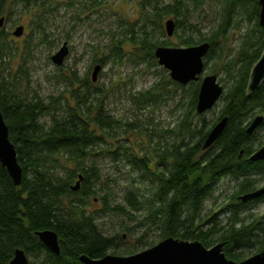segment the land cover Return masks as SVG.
Wrapping results in <instances>:
<instances>
[{"label": "trees", "instance_id": "1", "mask_svg": "<svg viewBox=\"0 0 264 264\" xmlns=\"http://www.w3.org/2000/svg\"><path fill=\"white\" fill-rule=\"evenodd\" d=\"M18 1L26 8L40 6L43 2L14 0ZM11 2L0 0V18H9L13 10L8 12L6 7ZM202 2L172 0L163 5L161 0H142L143 23L140 30L136 32L133 27L128 28V40L135 48V59H149L154 63L157 59L154 55L156 47L172 46L171 42L156 35L158 32L165 35V17L174 19L173 35H177L181 46L206 41L211 44L207 61L217 54L218 39L227 37L230 28L239 26V15L252 24L236 56L222 64L231 81L220 98L223 101L220 114L209 126L201 114L199 125L192 122L199 91V83H193L196 86L188 102L189 110L179 123L181 139L158 144L161 152L159 159L166 165L157 176L155 192L150 198L144 195L140 199L139 194L137 196L130 191L124 200L131 210L139 211L147 207V219H152L158 226L159 241L173 236L200 240L206 247L214 245L213 242L223 243L225 255L240 261L264 250V214L245 221L239 212L255 200L242 202L238 197L258 189L255 183L264 177V160L250 159L257 150L255 144L258 132L264 129V120L255 131L248 132L254 116L259 113L264 116V82L250 94L247 93L251 69L264 50V26L259 23L258 0H223V12L217 28L210 36L200 33L201 37L195 38L194 31L199 29L188 23L187 13L190 5L197 8ZM150 26L152 28L148 29ZM34 27L40 29L42 25L35 21ZM123 41L115 40L112 44L111 53L117 59L123 56ZM12 44L9 32L0 27V109L22 167L21 183L16 185L0 163V264H7L17 248L23 249L28 258L31 255L40 257L38 262L29 259L30 264H82L81 255L100 258L110 254V249L111 254L119 255L114 251L119 237L105 235L88 206L94 196L93 200H102L104 210L125 209L119 204L110 206L107 194L99 195L103 191V188L95 187L99 173L88 158L96 148L107 142L106 138L115 137V129L122 122L109 113L102 98L92 97L90 90L93 84L89 76L79 77L72 70L68 76L70 84L79 88L70 93L74 104H67L58 115L55 112L59 108L57 99L45 103L36 94L30 95L25 85L28 80L25 54L21 55L22 62L15 69H10L15 48ZM25 47L29 53V42ZM94 62L100 63L103 68L106 60L95 59ZM175 84L184 87L176 81ZM160 85L163 81L157 82L153 89L134 96L138 104L155 103L160 95L156 89ZM45 116H49L48 121L42 120ZM223 117L228 118L224 131L210 148L204 150L202 146L208 132ZM125 125L133 127L134 124L127 122ZM171 131L167 130V133ZM197 135L200 137L195 142L186 139ZM131 150L130 146L120 145L111 154L115 159L121 153L130 164L146 169V160ZM79 175H82L80 188L74 191L71 186L75 185ZM228 176L238 180V188L228 196L231 203L223 208L230 213L229 222L220 225L214 222L207 229L197 226L196 217L204 202L213 195L219 182ZM260 200H264V195L256 201ZM47 229L58 235V254L49 250L36 234ZM212 234L217 235L211 239ZM154 244L156 241L150 242L148 247ZM247 249L252 252L244 255L243 251Z\"/></svg>", "mask_w": 264, "mask_h": 264}, {"label": "rangeland", "instance_id": "2", "mask_svg": "<svg viewBox=\"0 0 264 264\" xmlns=\"http://www.w3.org/2000/svg\"><path fill=\"white\" fill-rule=\"evenodd\" d=\"M171 1L161 0V4H168ZM140 2L142 0H43L40 6L31 5L26 8L21 1L12 0L7 4L6 10L13 12L9 18H5L2 26L9 32L12 45L15 47L10 69H15L18 63L22 62L21 55H26L24 66L28 80L25 85L30 95L36 94L45 103L57 99L59 108L55 112L60 115L67 104H74L71 102V90L79 88L70 84L68 77L70 70L76 71L79 77L87 74L93 84L90 90L92 97L102 98L109 113L122 122L121 126L115 129V137L106 138L107 142L96 148L94 154L88 158L99 173L95 185L96 188H103L99 195L107 194L110 206L119 204L125 209L119 211L110 208L105 211L102 200H93L94 196L88 206V210L94 212L101 231L105 235L119 237L117 248L114 249L117 254L120 253L119 255L136 253L146 249L150 242L159 241L158 226L152 219H147L149 214L147 207L139 211L131 210L124 200L130 191L137 196L139 194L140 199H143L144 195L150 198L155 192V176L147 172L148 167L142 170L126 161L121 153L115 159L111 153L120 145L130 146L134 154L146 160V166L150 164L152 172H161L158 155L161 152L158 144L165 143L166 140L181 139L179 123L189 110L188 102L196 86L193 83L199 85L201 83L199 80L185 84L184 87L178 86L170 77L169 71L160 65L157 59L154 63L149 59H135L133 53L135 48L128 40L130 36L128 28L131 26L137 32L142 26ZM222 12L223 0H203L197 8L190 5L187 13L188 23L199 29L194 31V37L199 38L201 34L210 36L217 28ZM169 18L165 17L163 24ZM238 18L239 26L230 28L227 37L218 39L217 54L206 60L205 71L200 77L202 79L205 75L215 74L224 90L227 89L231 78L229 73L222 69V64L236 56L252 25L244 16L239 15ZM35 21H39L42 28L34 27ZM17 25L25 27L23 35L19 37L12 34ZM151 28L150 26L148 29ZM156 35L159 39L171 42L172 46L173 44L181 46L176 34L168 37L166 33L163 35L158 32ZM115 40H124L121 43L123 52L121 59H117L111 53ZM28 42L29 53L24 49ZM64 42L68 43L69 53L64 63L57 66L51 56ZM102 58H105L106 63L98 73L97 80L93 82L94 61ZM159 81H163V85L156 89L160 94L156 102L150 101L143 106L138 104L134 96L153 89ZM222 104L223 101L219 99L212 109L201 114L205 117L207 126L220 114ZM193 114L192 122L197 124L199 114L196 110ZM258 115L260 113L256 116ZM42 120L48 121L49 116L43 117ZM127 122L133 123V127L125 125ZM167 130L172 131L167 133ZM199 137L200 135H197L186 139L195 142ZM256 143L257 149L264 145V129L258 132ZM255 184L258 189L264 187V177L262 176ZM237 185L238 180L231 176L219 182L215 192L204 202L203 209L196 217L197 226L207 229L214 222H218L219 225L229 222L230 213L223 208L231 203L228 196L238 188ZM245 207L239 212L245 221L264 214V200H255ZM216 235L212 234L209 238L213 239ZM212 244L215 245V242ZM111 252L112 249L109 253ZM243 252L244 255H249L252 251L247 249ZM29 259L38 262L40 257L31 255Z\"/></svg>", "mask_w": 264, "mask_h": 264}, {"label": "water", "instance_id": "3", "mask_svg": "<svg viewBox=\"0 0 264 264\" xmlns=\"http://www.w3.org/2000/svg\"><path fill=\"white\" fill-rule=\"evenodd\" d=\"M260 5L259 23L264 26V0H258ZM5 17L0 18V27L3 26ZM175 30V21L169 18L165 21L167 36H172ZM24 26L17 25L13 31L14 36H21ZM209 42H202L192 46H166L155 48L154 55L158 63L165 67L170 77L182 84L199 81L196 111L202 114L212 109L224 92V86L218 82L215 74L205 75V59L210 50ZM69 53L68 43L62 46L51 56L52 61L61 66ZM92 81L97 80L102 65L97 63L92 69ZM264 82V50L260 58L253 65L248 81L247 93L260 87ZM263 115H258L248 127V132L255 131L263 122ZM228 118L223 117L210 129L202 148H210L224 131ZM253 161L264 160V146L257 149L250 157ZM0 163L6 168L14 184L20 185L22 179V167L18 162L15 145L9 138V129L0 109ZM82 175L71 188L77 191L80 188ZM264 195V187L239 196L242 202L257 200ZM36 234L44 245L54 253L60 252L58 235L55 231L47 229L37 231ZM82 264H264V250L253 254L243 260L236 261L228 258L223 251V243H216L206 247L200 240H184L173 236L166 237L156 244L130 255L106 254L100 258H92L81 255ZM7 264H30L29 258L23 249L17 248L13 258Z\"/></svg>", "mask_w": 264, "mask_h": 264}, {"label": "flooded vegetation", "instance_id": "4", "mask_svg": "<svg viewBox=\"0 0 264 264\" xmlns=\"http://www.w3.org/2000/svg\"><path fill=\"white\" fill-rule=\"evenodd\" d=\"M205 63H206V59H205ZM260 115H262V114H260ZM263 117H264V116H263ZM263 120H264V119H263ZM263 146H264V145H263ZM258 149H259V148H258ZM165 165H166V163H163V162H161V160H160V166H161V169H160L159 171L163 172V171H164L163 168H164ZM147 167H148L147 172L155 176L154 187H155V189H156L157 186H158L157 176L160 175L161 172H158V171L155 172V173L152 172L150 164H148ZM261 197H262V196H261ZM261 197H260V198H261ZM260 198H259V199H260ZM257 200H258V199H257Z\"/></svg>", "mask_w": 264, "mask_h": 264}]
</instances>
